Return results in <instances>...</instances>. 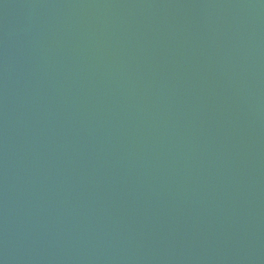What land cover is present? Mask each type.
<instances>
[{
  "label": "water",
  "instance_id": "water-1",
  "mask_svg": "<svg viewBox=\"0 0 264 264\" xmlns=\"http://www.w3.org/2000/svg\"><path fill=\"white\" fill-rule=\"evenodd\" d=\"M0 264H264V0H0Z\"/></svg>",
  "mask_w": 264,
  "mask_h": 264
}]
</instances>
